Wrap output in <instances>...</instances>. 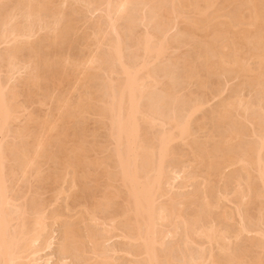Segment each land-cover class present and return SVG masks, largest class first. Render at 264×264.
Returning a JSON list of instances; mask_svg holds the SVG:
<instances>
[{
    "label": "bare ground",
    "instance_id": "6f19581e",
    "mask_svg": "<svg viewBox=\"0 0 264 264\" xmlns=\"http://www.w3.org/2000/svg\"><path fill=\"white\" fill-rule=\"evenodd\" d=\"M61 1L0 0V264L49 263L43 183L90 221L64 226L61 264H264V0ZM86 4L106 10L92 40Z\"/></svg>",
    "mask_w": 264,
    "mask_h": 264
},
{
    "label": "rangeland",
    "instance_id": "374dc122",
    "mask_svg": "<svg viewBox=\"0 0 264 264\" xmlns=\"http://www.w3.org/2000/svg\"><path fill=\"white\" fill-rule=\"evenodd\" d=\"M55 1H57V0H55ZM60 1V2H59ZM57 4H59L58 6L59 7H56L57 8V10H58V12L60 11H63V9H66L67 7H69L70 5H71V3H66V5H65V8H63L64 6V4L62 3V1L61 0H58V3H56L55 2V5H57ZM62 4V5H61ZM69 5V6H68ZM87 6L85 7V5H83V6H81L82 8H81V10L79 11V13L78 14H74L73 16L75 17V18H77L76 16H78V18H77V20H79L78 22V24H77V26L78 25H80V24H84V22H85V26H83V25H81V26H78L79 28H80V33L82 32H84L83 33V35L85 34V37L86 38H88L87 36H89V34H90V36H89V38H92L93 36V32L91 31V30H96V28L97 27H101V26H103L102 28L103 29H106V30H108V28H106V26L107 25H105V24H107V16H105L104 15V11H106V10H104V9H102V11H101V8H103L104 6V4L101 6V8H99L100 10H98V6H96L95 4L93 5V4H86ZM90 6V7H89ZM100 7V6H99ZM58 8H60V9H58ZM62 8V9H61ZM85 8V9H84ZM95 8V9H94ZM88 9V10H87ZM87 10V11H86ZM103 13V14H102ZM107 13V12H106ZM105 13V14H106ZM185 13H187L186 15L184 14V17L185 16H187V17H189V18H191L190 16H194V14L192 13V12H185ZM102 15H104V17H101ZM107 15V14H106ZM192 16V17H193ZM73 17V18H74ZM81 17V18H80ZM83 18H85L84 20H83ZM102 19H106L105 21L104 20H102ZM76 20V19H75ZM88 20V21H87ZM84 21V22H83ZM184 22H185V19L183 20ZM183 21H181L182 23H179L177 26L180 28H174V29H172V32H170V34H174V32H175V34L177 33V32H179V31H181L182 30V25L184 26V22ZM95 22V23H94ZM97 22H100V24L99 25H96V24H98ZM105 22V23H104ZM103 23V24H102ZM1 24V23H0ZM94 26H93V25ZM181 24V25H180ZM89 26V27H88ZM86 27H87V30H86ZM91 27V28H90ZM1 28H2V25H0V30H1ZM91 30H90V29ZM184 28V27H183ZM88 29H89V31H88ZM140 31H142V30H146L145 29V27H139L138 28ZM176 29V30H175ZM82 30V31H81ZM85 31H86V33H85ZM90 32V33H89ZM92 32V33H91ZM88 33V34H87ZM87 35V36H86ZM88 38V39H89ZM79 40V39H78ZM89 40H92V39H89ZM77 42H79V41H75L74 42V47L75 48H78V49H80V50H78V49H76L77 51H81V46H80V48H79V44L77 43ZM75 44H76V46H75ZM78 44V45H77ZM184 47V48H183ZM183 47H181V49L180 48H178V49H174V50H171V52H170V50H169V52L170 53H172V52H174V55H176V54H179V53H183V52H185V50H186V47H187V50H188V46H183ZM84 50V51H83ZM86 48L84 49L83 48V46H82V51L80 52L81 54L80 55H82V54H86L87 52H86ZM179 51V53H177ZM63 52V51H62ZM176 53V54H175ZM168 55V57H169V54H167ZM172 56V55H171ZM167 58V57H166ZM165 60V59H164ZM251 62V64H250V66L253 68H257V65L251 60L250 61ZM249 62V63H250ZM256 62V61H255ZM253 63V64H252ZM255 64V65H254ZM4 72L2 73V78H5L6 77V74H4ZM113 77H116V78H118L117 77V75H114ZM112 77V78H113ZM219 76H216V77H213V78H211L212 80H213V82L214 83H220V84H222V85H224L225 83H227V85L231 88V87H233L234 88V90H239L240 89V92H241V87L244 89V98H247L246 96L248 95V93L250 94L251 93V91L253 90L252 89V87H250V86H248V85H245V87H246V89L243 87V85L241 86V85H239V82H240V80H239V82L238 83H236V81H238V79L237 80H229L230 78L228 77V76H221V77H219ZM115 78V80H117ZM222 80H221V79ZM226 78H228L227 80L229 81H227V80H225ZM216 79V80H215ZM219 80H221V81H219ZM218 81V82H217ZM212 82V83H213ZM234 82V83H233ZM232 83V84H231ZM236 83V85H234ZM231 84V85H230ZM15 85V84H14ZM17 87V89H18V87L20 88V90H21V84H19V83H17V85H16ZM193 87V88H192ZM189 90L191 91V92H193V95L194 96H196L198 93L200 94L201 92L200 91H198V89H197V87H195V86H192ZM195 87V88H194ZM264 87V86H263ZM232 88V89H233ZM236 88V89H235ZM243 89H242V92H243ZM19 90V89H18ZM186 90V89H185ZM246 90V91H245ZM255 90H253L252 91V93L250 94L251 96H253L252 98H251V96L249 97V95H248V99H251V101H255V103L257 102V98L259 97V94L258 93H256V91L254 92ZM184 92H188L187 90L186 91H184ZM195 92V93H194ZM253 92H254V95H252L253 94ZM226 94V95H225ZM231 94V91L230 90H228V91H226V93L224 92V94L222 95V97H224V96H227V95H230ZM242 94V93H241ZM24 97V95H21L19 98H20V100L22 101V102H24V100L25 99H23V97ZM257 96V97H256ZM218 101V99H215V100H212L211 102H210V106H209V108L211 107V106H214L215 105V103ZM35 105H37V106H35ZM31 107V109H30V107ZM28 106V108H29V111L31 110L32 112H38L39 110L41 111V110H44V112L45 111H47L46 109H48V107L49 106H46V108H42V107H44V106H42L40 109H39V107H40V105L38 106V104H33V105H29ZM33 106H35V107H37L38 109H37V111L35 110L36 108H34ZM28 110V109H27ZM34 110V111H33ZM39 111V113H41ZM94 116V115H93ZM92 116V114H91V116H90V114H87L86 115V123L88 124V125H86V128L88 129V131H89V133H92L93 131V133H94V137H97L96 139L97 140H99V141H101V142H103L104 140L106 141V129L104 128V127H100V125L95 121L96 120V117L94 118ZM93 117V118H92ZM91 120V121H90ZM90 122V123H89ZM93 122V123H92ZM97 124H98V126H97ZM90 128V129H89ZM96 129V130H95ZM103 131V132H102ZM97 132V133H96ZM96 133V134H95ZM104 133V134H103ZM96 135V136H95ZM98 135V136H97ZM103 135V136H102ZM204 135V134H203ZM203 135H200V137H199V139H202V137H203ZM100 136V137H99ZM92 138V136H89L88 137V139L89 138ZM90 138V139H91ZM9 140H11V138H9ZM103 140V141H102ZM105 141L103 142L104 143V145H106L105 146V148L109 145V144H105ZM176 143V144H175ZM174 143V146L177 148V149H179L180 147V149L182 150V148H183V150L184 149H186L187 150V148H185L186 146H183L181 143H179V142H175ZM179 145H178V144ZM178 146V147H177ZM107 148H110V146H108ZM106 148V149H107ZM98 154V155H97ZM92 153L91 155L92 156H98V157H101V156H104V155H106L107 154V152H101V153ZM179 159V160H178ZM186 158H184L183 157V159H182V157L181 158H177V157H174V158H172V162L171 163H175L176 161V163H183V160H185ZM50 162V163H49ZM185 162V161H184ZM43 165V167L42 168H44V169H46L47 168V166H50V165H52V163H51V161H48V163H46V164H42ZM233 168V167H232ZM232 168L231 169H229L228 171H226V174H229V172H231V171H233L234 169H236V167H234L233 168V170H232ZM228 172V173H227ZM100 181V180H99ZM101 183L100 184H102L103 183V180L101 179ZM199 182V181H198ZM194 183H197V181L196 182H194ZM36 184H38V183H36ZM35 183H34V185H36ZM39 185V184H38ZM38 185H37V187L35 186L34 188L35 189H37V191L40 193V196H42L41 198L42 199H46V201L48 200L49 202H52L51 204V207L49 208L50 210L52 209V210H57L61 215H62V213H63V216H60L59 217V219L53 224H50V231H51V233H52V235H53V243H52V245H51V247L50 248H48V249H45V250H43L41 253L42 254H50V260H49V263L48 264H61V262H60V260H59V258L61 257V254H60V252H58L59 251V245H60V242H61V237H62V233H63V230H64V226L65 225H70L71 224V227L73 226L76 230H77V232H80V233H83L82 231H83V228H84V226H85V224H90V221H89V219L87 218L88 216H87V214L85 213V211H84V209L83 208H81V212H80V206H78V207H76L77 205H78V201L76 200H74V199H67V198H65L64 196H60L59 198L60 199H58V198H56L55 199V197L54 198H52L51 196H54L53 194H54V192H53V186H51V185H49V184H46V183H43V184H41L39 187H38ZM46 186H49L48 188L46 187ZM51 187V188H50ZM94 187V186H93ZM96 187V186H95ZM192 187L193 186H191V185H188L187 187H185V188H183V192H188V191H190V190H192ZM47 188V189H46ZM50 189V190H49ZM98 189H99V187L96 189L95 188V190H96V193L97 194H99V191H98ZM44 190H45V192H44ZM51 190H52V193H51ZM100 190V189H99ZM63 197H64V199H63ZM51 198V199H50ZM50 199V200H49ZM65 199H66V202H65ZM53 200H54V202H53ZM68 202V203H67ZM66 203V204H65ZM77 203V204H76ZM69 204V205H68ZM75 204H76V206H75ZM223 206H224V201H223V203H221ZM68 206V208H67V206ZM65 207V208H64ZM54 210V211H55ZM77 210H79V211H77ZM56 211V212H57ZM79 213V215H80V217H79V215L77 214V212ZM82 211H83V213H82ZM78 216H77V215ZM77 216V217H76ZM85 216H86V218L88 219H85ZM82 217V218H81ZM79 218H81L82 219V221H81V219H79ZM83 219L86 221L87 220V222H85L84 221V223H83ZM69 221V222H68ZM80 222V223H79ZM63 223V224H62ZM83 223V224H82ZM82 229V231H80ZM179 232V231H178ZM179 237V234H178V236L175 238V239H177ZM244 238V237H243ZM173 240V238H170V237H167L166 239H165V242L166 243H169V242H171ZM110 243H112V245H117V247H119V248H122L123 247V242L122 241H120V240H118V238H114V240H111L110 241ZM254 250H256V249H254ZM253 250V251H254ZM116 259L118 260H116V264L118 263V264H127L126 262H127V256H125V255H123V253H118V254H116ZM45 264V263H44Z\"/></svg>",
    "mask_w": 264,
    "mask_h": 264
}]
</instances>
